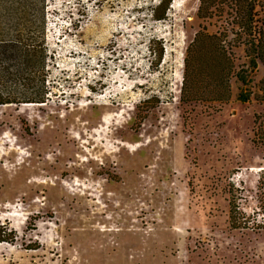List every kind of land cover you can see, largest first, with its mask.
<instances>
[{
  "label": "rangeland",
  "instance_id": "374dc122",
  "mask_svg": "<svg viewBox=\"0 0 264 264\" xmlns=\"http://www.w3.org/2000/svg\"><path fill=\"white\" fill-rule=\"evenodd\" d=\"M158 1L0 0L43 30L47 86L0 105V264H264V62L229 0ZM198 31L233 62L225 101L182 97L223 66Z\"/></svg>",
  "mask_w": 264,
  "mask_h": 264
},
{
  "label": "trees",
  "instance_id": "16d2710c",
  "mask_svg": "<svg viewBox=\"0 0 264 264\" xmlns=\"http://www.w3.org/2000/svg\"><path fill=\"white\" fill-rule=\"evenodd\" d=\"M217 0H200L197 14L205 17L212 14L210 9ZM219 1V0H218ZM235 9V14L238 19L237 25L239 28L245 30L251 37L250 45H253L255 55L264 62V31L259 26L260 38L255 42V36L252 35V29L257 26L254 19L255 0H229ZM171 0H159L158 3L151 8V14L155 19H164L169 9ZM13 10L7 6L0 5V105L5 103H21V102H43L45 94L47 93V86L44 84L45 75H43V30L34 29L31 23L27 25L14 22ZM206 41L207 49L223 58V68L219 67L216 71L215 67L212 70L196 79L194 85L182 88V97L184 99L193 100H219L225 101L230 94L229 75L233 69V62L230 56L227 55L226 50L220 44V37L217 35H207L198 31L194 38L196 45L200 38ZM215 41H218L216 44ZM162 56V48L159 49L157 59L160 60ZM251 58L252 65L255 64V58ZM226 61V63L224 62ZM216 65V64H215ZM219 62L217 61V66ZM216 66V67H217ZM224 68L226 71H224ZM214 71L213 75L211 74ZM42 76L38 79V92L31 91L29 93H22V96L11 93V82L15 79L23 90L26 89L28 80H34L37 76ZM238 78L245 83V78L237 74ZM5 83H9L7 85ZM5 86V87H4ZM29 88V87H28ZM249 93L239 92L238 98L241 101H246L249 98ZM12 230H1L0 227V241L12 240Z\"/></svg>",
  "mask_w": 264,
  "mask_h": 264
},
{
  "label": "built area",
  "instance_id": "2783aa9c",
  "mask_svg": "<svg viewBox=\"0 0 264 264\" xmlns=\"http://www.w3.org/2000/svg\"><path fill=\"white\" fill-rule=\"evenodd\" d=\"M251 224L252 226H264V212H258L256 219H252Z\"/></svg>",
  "mask_w": 264,
  "mask_h": 264
},
{
  "label": "bare ground",
  "instance_id": "6f19581e",
  "mask_svg": "<svg viewBox=\"0 0 264 264\" xmlns=\"http://www.w3.org/2000/svg\"><path fill=\"white\" fill-rule=\"evenodd\" d=\"M172 5L176 6V5H179V3H177V2H173ZM26 104H32V103H26ZM106 241H107V239H106ZM98 242H99V241H98ZM107 242H108V241H107Z\"/></svg>",
  "mask_w": 264,
  "mask_h": 264
}]
</instances>
